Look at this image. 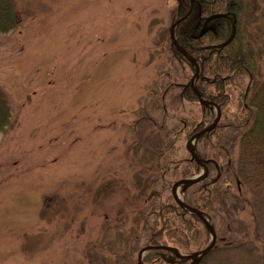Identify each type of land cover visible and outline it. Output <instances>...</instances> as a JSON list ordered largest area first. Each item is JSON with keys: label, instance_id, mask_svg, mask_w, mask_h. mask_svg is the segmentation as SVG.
Here are the masks:
<instances>
[{"label": "rangeland", "instance_id": "obj_1", "mask_svg": "<svg viewBox=\"0 0 264 264\" xmlns=\"http://www.w3.org/2000/svg\"><path fill=\"white\" fill-rule=\"evenodd\" d=\"M18 2L19 27L0 33V86L12 107V125L0 134V264H132L144 247L143 208L155 195L170 201L171 177L187 178L184 167L193 168L190 123L208 126L218 113L180 95L194 72L171 51L170 27L188 14L176 11L178 0ZM246 3L254 14L246 30L256 53L262 50L264 75V0ZM235 34L236 22L228 40ZM229 92L235 112L239 90ZM159 97L165 114L154 107ZM149 111L154 127L136 125ZM161 134L172 145L149 159L145 151ZM193 143L209 147L206 139ZM156 165L167 166V185L153 182ZM203 172L199 165L189 177ZM216 175L212 163L202 182ZM150 181L153 187L144 186ZM177 193L185 199V185ZM241 217L247 221L249 212ZM202 225L198 245L180 237L181 252L208 245ZM254 259L234 248L206 264Z\"/></svg>", "mask_w": 264, "mask_h": 264}, {"label": "trees", "instance_id": "obj_2", "mask_svg": "<svg viewBox=\"0 0 264 264\" xmlns=\"http://www.w3.org/2000/svg\"><path fill=\"white\" fill-rule=\"evenodd\" d=\"M18 7V0H0V33H8L19 27L21 20ZM176 11L181 16L188 14L177 26L175 36L178 43L199 64L196 87L205 98L215 102L222 110V118L216 127L200 137L209 140L208 149L200 151L196 148L208 165L215 164L217 175L211 180L185 188V202L200 210L214 225L216 221H220L222 227L216 229V245L198 264H206L209 258L220 251L234 248L240 252L243 249L254 256L252 264H264V75L260 64L262 50L256 53L253 40L246 30L247 22L254 16L253 6L247 4L246 0H178ZM219 14L225 16L212 18ZM209 20L212 26L205 28L204 24ZM235 22L236 34L229 41ZM201 23L203 29L199 34L196 27ZM170 44L174 55L179 60L188 62L195 73L193 64L172 44L171 38ZM244 76L247 78L245 84L242 80ZM228 87L239 90L238 108L235 112L229 110L231 93ZM181 91V96L188 93L186 99L198 101L190 83L184 85ZM179 97L177 96V100H180ZM158 101L159 104L154 107L165 114L167 104L160 97ZM201 106L205 110L208 108L202 104ZM142 122L147 128L152 125L154 127L155 122L157 123L150 111L135 124L140 126ZM190 124L186 135L188 138L206 127L207 122L195 120ZM11 125L12 107L6 92L0 86V134L6 132ZM164 138L165 136H158L153 146L146 149L149 159L162 157V153L172 145H164ZM190 163L193 168L183 169L185 177H189L191 171L199 166L191 155ZM162 168L164 172L168 169L167 166L156 165L151 176L158 175L153 182L162 180V185H167ZM177 179L175 172L169 181L174 184ZM153 182L144 186L153 187ZM246 211L250 215L247 221L241 217ZM142 213L146 218L143 228L144 246H157L145 254L144 264H193L192 260L178 258L165 246L183 251L182 236L191 241L189 246L192 243L198 245L196 240L202 219L180 206L173 195L170 196V201H163L155 195ZM202 226L208 235L207 228L204 224ZM132 264L139 262L134 259Z\"/></svg>", "mask_w": 264, "mask_h": 264}, {"label": "water", "instance_id": "obj_3", "mask_svg": "<svg viewBox=\"0 0 264 264\" xmlns=\"http://www.w3.org/2000/svg\"><path fill=\"white\" fill-rule=\"evenodd\" d=\"M184 17H179L175 20V22L171 25L170 27V34H171V38H172V42L173 44L176 46V48L184 55L186 56L190 61L191 63H193V65L195 66V69H196V72L192 78V81H191V85H192V88L195 92V94L198 96L200 102L204 105H214L216 106L217 110H218V114L214 120V122L212 124H210L209 126H207L206 128H204L203 130H201L200 132L196 133L195 135H193L189 141V146H188V150L192 156V158L200 165H202L204 167V172L202 174H200L199 176H194V177H191V178H183V179H180L178 180L174 185H173V189H172V193H173V196L176 200V202L184 207L185 209L187 210H190L192 213L198 215L203 223L205 224V226L208 228L210 234H211V240H210V243L202 250H200L199 252H195V253H189V254H182L179 250H177L176 248H173V247H168V246H165L166 249L168 250H171V251H174L175 255L179 258H183L185 260H188V259H193L194 263H198L200 262V260L214 247V245L216 244V241H217V233H216V230H215V227L214 225L210 222V220L205 217L200 210L190 206L189 204H187L184 200H182L179 196H178V193H177V188L181 185H191V184H195V183H198L200 181H202L203 179L207 178L208 176V173H209V167L208 165L206 164V161L205 160H202L199 155L197 154L196 150H195V145L193 143V141L195 139H198L201 135H203L205 132L207 131H210L212 130L213 128H215V126L217 125L218 121L220 120L221 118V109L220 107L215 104L214 102L212 101H209L207 99H205L201 93L198 91V89L196 88L195 86V80L197 79L198 75H199V64L196 62V59L191 56L177 41L176 39V36H175V29L177 27V25L181 22V20L183 19ZM157 246H145L141 249L140 253H139V262L140 264H143L142 263V259H143V255H144V252L152 249V248H156Z\"/></svg>", "mask_w": 264, "mask_h": 264}]
</instances>
